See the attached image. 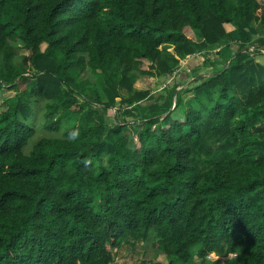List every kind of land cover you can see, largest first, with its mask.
Masks as SVG:
<instances>
[{
	"label": "trees",
	"instance_id": "1",
	"mask_svg": "<svg viewBox=\"0 0 264 264\" xmlns=\"http://www.w3.org/2000/svg\"><path fill=\"white\" fill-rule=\"evenodd\" d=\"M258 25L264 0H0V264H111L130 236L137 264H264ZM186 59L222 69L154 93Z\"/></svg>",
	"mask_w": 264,
	"mask_h": 264
},
{
	"label": "rangeland",
	"instance_id": "2",
	"mask_svg": "<svg viewBox=\"0 0 264 264\" xmlns=\"http://www.w3.org/2000/svg\"><path fill=\"white\" fill-rule=\"evenodd\" d=\"M259 26V25H258ZM257 28H260V32L264 33V27L263 26H259ZM236 32H233L232 34L229 35V37L224 41V45L223 47H220L217 51L215 55L219 60H222V62H227L230 58L231 52L233 51V43L236 42ZM214 57L215 60H217V58ZM257 60L261 61L264 65V57L260 56V57H256ZM17 61H20V58L16 59ZM256 60V61H257ZM188 59L183 60L181 63V66L179 67V70L177 73L173 74L172 78H166V77H162L159 80H157L155 82V84L153 85V92L157 93L160 91H165L167 90L170 86L173 85V83H182L187 81L189 83V85L191 84H195L199 77L197 76H204V75H210L220 69H222V66L218 65V66H214V67H204L201 69H198L197 72L193 71L191 69L190 66H188ZM261 63V64H262ZM180 74V76L178 77L177 74ZM187 74V75H186ZM183 77H185L183 79ZM93 86H91L89 88V93L90 95L95 98V95L93 93ZM122 94L127 95L126 91H122ZM44 106V102L43 103H37L35 104V108L36 111L39 114L38 119L42 120V115L40 114L42 112V108ZM142 115H148L149 111L147 107H144L142 109ZM110 114L112 115V112L110 111ZM96 119L98 120V122H106V123H110L112 119H110L109 115L106 113H102L100 115H98L96 117ZM44 131L40 129H38L35 133V135L33 136V138H31V140L29 141V144L25 147V153L29 154L32 149L34 148L35 144L42 138L41 135L43 134ZM144 247H143V242L142 241H136L132 236H130L129 238H127L125 244L123 245V247L114 254V259L113 262L111 264H137L140 261L143 260L144 258ZM235 255H231L230 257H233ZM209 258H211L212 260L217 259V256L215 254H211L209 255ZM198 261V259L196 260Z\"/></svg>",
	"mask_w": 264,
	"mask_h": 264
},
{
	"label": "crops",
	"instance_id": "3",
	"mask_svg": "<svg viewBox=\"0 0 264 264\" xmlns=\"http://www.w3.org/2000/svg\"><path fill=\"white\" fill-rule=\"evenodd\" d=\"M259 26H263L264 27V25H259ZM258 26V27H259ZM258 32H259V35H261V36H264V33L263 32H260V28H258ZM235 43H233V45H234ZM233 48H234V46H233ZM235 49V48H234ZM264 54V53H263ZM260 56H262V57H264V55H259V56H257V57H260ZM257 60V59H256ZM257 62H259L260 64L262 63L261 61H259V60H257ZM262 65H263V63H262Z\"/></svg>",
	"mask_w": 264,
	"mask_h": 264
},
{
	"label": "clouds",
	"instance_id": "4",
	"mask_svg": "<svg viewBox=\"0 0 264 264\" xmlns=\"http://www.w3.org/2000/svg\"><path fill=\"white\" fill-rule=\"evenodd\" d=\"M211 255V254H210ZM218 258V257H217ZM211 259V258H210Z\"/></svg>",
	"mask_w": 264,
	"mask_h": 264
}]
</instances>
